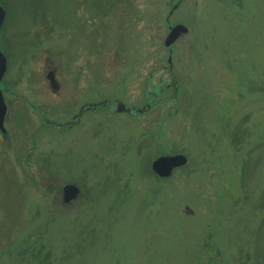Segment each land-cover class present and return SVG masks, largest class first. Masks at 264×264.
Returning a JSON list of instances; mask_svg holds the SVG:
<instances>
[{"label": "rangeland", "instance_id": "rangeland-1", "mask_svg": "<svg viewBox=\"0 0 264 264\" xmlns=\"http://www.w3.org/2000/svg\"><path fill=\"white\" fill-rule=\"evenodd\" d=\"M0 8V264H264V0Z\"/></svg>", "mask_w": 264, "mask_h": 264}, {"label": "water", "instance_id": "water-1", "mask_svg": "<svg viewBox=\"0 0 264 264\" xmlns=\"http://www.w3.org/2000/svg\"><path fill=\"white\" fill-rule=\"evenodd\" d=\"M4 21V12L0 8V27ZM187 29L182 26H176L172 28L165 39L164 46L166 48L171 47L175 41L182 35L187 34ZM6 66L5 60L0 53V81L5 73ZM6 109L3 104V100L1 97L0 92V131L4 132L3 130V120L5 117ZM186 164V159L183 156H174V157H166V158H159L155 160L151 165L152 172L160 178H169L171 173L174 169L180 168ZM63 202L68 204L75 200L79 194L78 189L75 186H65L62 190Z\"/></svg>", "mask_w": 264, "mask_h": 264}, {"label": "flooded vegetation", "instance_id": "flooded-vegetation-1", "mask_svg": "<svg viewBox=\"0 0 264 264\" xmlns=\"http://www.w3.org/2000/svg\"><path fill=\"white\" fill-rule=\"evenodd\" d=\"M49 63H50V59L46 58L44 63H43L44 75L41 77L43 80L42 83H44L45 93L48 94L50 96V98H53V97L57 96L60 92V87H59V84L57 82V77H56L58 67H56L53 63L52 68H51ZM1 90L3 91V94H4L5 90L2 87H1ZM86 106H88V103H86V105L83 104L81 106L80 110L78 111V113L76 115H74L73 117H79V120H80V118L83 115L89 113V108ZM86 116L88 117V115H86ZM73 120L76 121V118H74Z\"/></svg>", "mask_w": 264, "mask_h": 264}, {"label": "trees", "instance_id": "trees-1", "mask_svg": "<svg viewBox=\"0 0 264 264\" xmlns=\"http://www.w3.org/2000/svg\"><path fill=\"white\" fill-rule=\"evenodd\" d=\"M264 216V215H263Z\"/></svg>", "mask_w": 264, "mask_h": 264}]
</instances>
